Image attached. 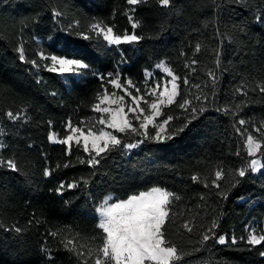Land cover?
Returning <instances> with one entry per match:
<instances>
[{"label":"trees","instance_id":"trees-1","mask_svg":"<svg viewBox=\"0 0 264 264\" xmlns=\"http://www.w3.org/2000/svg\"><path fill=\"white\" fill-rule=\"evenodd\" d=\"M261 16L264 0H171L167 8L158 0H0V264H94L89 249L94 253L102 236L96 206L108 195L116 202L152 187L174 193L165 225L181 256L174 264H264V244L246 242L249 229L264 234V167L235 175L254 159L243 147L247 136L264 141ZM93 24L141 39L108 45ZM20 47L28 62L20 61ZM41 53L88 67L77 78L60 76L46 70ZM162 62L178 77L179 89L158 121L171 117L166 127L174 132L191 120L173 139L119 133L121 145L96 157L95 166L81 145L69 151L48 140L51 133L64 139L69 124L94 129L93 106L112 91V79L142 90L146 72ZM185 99L187 111L180 107ZM193 107L204 109L195 119ZM8 112L20 118L10 120ZM126 144L140 145L130 151ZM255 158L264 162L260 153ZM7 160L18 171L8 169ZM218 169L224 175L217 189ZM225 192L227 199L218 194ZM205 234L212 237L207 242ZM68 239L84 257L66 250Z\"/></svg>","mask_w":264,"mask_h":264},{"label":"snow or ice","instance_id":"snow-or-ice-1","mask_svg":"<svg viewBox=\"0 0 264 264\" xmlns=\"http://www.w3.org/2000/svg\"><path fill=\"white\" fill-rule=\"evenodd\" d=\"M142 2H146V0H127L129 5H136ZM158 3L162 7L167 8L170 6L171 0H158ZM59 15H61L60 12H54V16ZM129 20L132 22L133 29L138 27V24L132 21L131 16H129ZM258 21L264 22V16L259 17ZM91 30L95 31L97 35H102L103 40L108 45L131 44L141 39V37L135 34L126 33L123 36L117 35L113 31V27L105 28L98 24H93ZM84 39H89V37L85 35ZM17 51L19 52L20 61L28 62L26 61L23 47L18 48ZM196 51H199V45H197ZM40 56L41 59H50L51 61V64L46 68L48 72H55L62 76L79 74V70L88 67L86 63L78 59L57 57L55 55L45 57L42 53ZM218 58L219 52H217ZM192 63L195 64L196 61H192ZM31 64L33 67H40L35 60L31 61ZM157 67L162 68L165 73L171 76V81L165 82L163 91H159L160 85L157 84L150 91L146 92L144 96L140 95L139 89H137V94L133 95L127 89H123L118 78L112 79L110 82L113 87L123 89L124 95L120 96L115 92L109 95L106 92L103 96L98 97L99 102L93 106V111L100 113L96 122L103 125L104 128L98 131L93 128L85 130L84 128L73 127L69 124L68 131L70 134L64 139H59L55 133H51L48 136V140L52 143L68 145L69 151L71 150L73 141L77 145L82 144L84 152L89 153L90 156L87 163L95 166L99 163L96 157L121 145V140L114 133L137 132L132 118L139 122V127L143 129L145 139H155L158 142L173 139L174 136L183 132L188 127L191 120L174 132H169L166 127L171 117L163 120L162 123L156 124L157 117L162 114L161 106L173 104L179 89V85L177 84L178 77L162 63L158 64ZM209 75L213 82H215V74L209 73ZM188 83L189 81L185 79L184 84L187 85ZM168 84H171L170 88L167 86ZM128 86L132 87L131 81H128ZM259 87L264 92V85H260ZM147 95L153 96L154 99L151 101L146 100L145 96ZM125 97L130 98L131 104L126 103ZM141 103L148 104V109L142 108ZM189 103L185 99L180 104V107L187 111ZM197 111L203 112L204 109L202 107L199 110L195 107L191 108V119L196 118ZM7 116L13 121L20 118L12 112H8ZM245 123L244 120H239L240 125L243 126ZM150 125L156 128L154 137L148 133ZM104 129H111L112 131ZM136 146L135 144L124 145L128 149ZM243 147L246 148L249 157H255L257 153H260L264 157V141L258 140L252 135L247 136L246 144ZM92 153H95V156H92ZM4 163H6L7 168L11 171H18L14 161L7 160ZM262 167H264L262 160L251 159L248 168L239 169L235 175L243 178L246 176L247 171L257 172ZM49 174V171L46 170L45 175ZM223 175L222 169H218L215 172L212 187L220 188L218 181L223 179ZM192 179L196 181L198 178L194 176ZM236 183H239V181H236ZM64 187L62 184L57 191L60 192ZM67 187L72 188L75 185L69 184ZM233 187H235V184ZM218 194L223 199H227L226 192ZM173 198L174 193L160 187H152L150 190L141 191L139 194L130 195L127 199H120L116 202H111L113 200L111 196L105 197L95 208L98 217L97 227L102 231V236H100L101 242L96 247L95 252L93 253L89 249L88 254L90 258L94 257V264H174L175 261L180 260L181 256L178 254L177 247L167 239L165 231L166 221L170 217V205ZM183 227L187 231H191V228L187 224H184ZM215 227L216 222L213 221L212 228L209 231L211 232ZM15 230L17 232L22 231L19 228ZM211 238L210 235L205 234L202 237V241L207 242ZM216 240L220 245L226 243L224 236L216 237ZM246 242L250 246L264 244V234L257 235L255 230L249 229V236ZM232 243L235 244L236 240L233 239ZM64 246L66 250L75 253L78 257H84L85 255V253L77 251L74 239H68ZM260 255L264 257V252H261Z\"/></svg>","mask_w":264,"mask_h":264},{"label":"rangeland","instance_id":"rangeland-1","mask_svg":"<svg viewBox=\"0 0 264 264\" xmlns=\"http://www.w3.org/2000/svg\"><path fill=\"white\" fill-rule=\"evenodd\" d=\"M44 60V64H45V68H47V66H49L50 64H51V61H50V59H43ZM161 64V63H160ZM162 64L165 66V67H167V65L164 63V62H162ZM168 68V67H167ZM169 69V68H168ZM83 69H81V70H79V74H72V75H64L65 77L66 76H73V77H79L80 75H81V71H82ZM52 73H54V74H57V75H59L58 73H55V72H52ZM60 76H62V75H60ZM166 81H171V76H169L167 73H165L164 71H163V69L162 68H158L157 66L154 68V70L152 71V72H146V83H145V85L143 86V88H142V90H140V95H142V96H144L145 95V93L146 92H148V91H150L152 88H154L157 84H159L160 85V88H159V91H163V89H164V86H165V82ZM178 81V80H177ZM110 86H111V88H112V91L111 92H109V93H107V94H109V95H111V93H113V92H115V93H117V95H120V96H123L124 95V90L123 89H127V91L128 92H130V93H132L133 95H136L137 94V90L136 89H134V88H132V87H129L128 86V83L126 84V85H122L123 86V89H116V88H114L113 87V85L111 84V82H110ZM169 88L171 87V84H168L167 85ZM104 95V94H103ZM102 95V96H103ZM178 96V95H177ZM177 96H176V98H177ZM175 98V99H176ZM145 99L146 100H148V101H151V100H153L154 99V97L153 96H151V95H147V96H145ZM125 101H126V103H128V104H131V100H130V98H128V97H125ZM168 106V104H165V105H162L161 106V110H162V108L163 107H167ZM113 107H115V106H113ZM141 107L142 108H144L145 110H147L148 109V104H145V103H141ZM97 113V115H98V117L100 116V113H98V112H96ZM160 117V116H159ZM159 117H157V120H156V124H159V123H162V122H160V121H158V119H159ZM131 118V117H130ZM133 119V125H134V127L137 129V132H131V131H129V132H126V133H128V135L129 136H132V137H138L139 139H141V140H145V138H144V136H143V129H141L140 127H139V122L138 121H136L134 118H132ZM102 128H104V126L103 125H100V124H98L96 121L94 122V129L95 130H100V129H102ZM67 129H68V127H67ZM104 130H106V131H112L111 129H104ZM68 133H69V131H68ZM137 133H140V134H137ZM148 133H149V135H151V136H155V134H156V128L155 127H153V126H149V128H148ZM70 134V133H69ZM115 135H117V134H119V133H114ZM121 134V133H120ZM247 139V138H246ZM147 140H151V141H153V142H158V141H156L155 139H147ZM52 143V142H51ZM72 144H76L75 143V141H73L72 142ZM71 144V145H72ZM135 145H137L136 147H134V148H131V149H128V148H125L126 150H134V149H136L139 145L138 144H135ZM68 146V145H67ZM81 146H82V144H81ZM1 141H0V149H1ZM69 147V146H68ZM92 154H94L95 155V153H92ZM258 154V153H257ZM257 156V155H256ZM255 156V157H256ZM255 157H253L254 159H258V160H261L260 158H255ZM261 170V169H260ZM247 172H250V173H252V174H257V173H259L260 171H257V172H251L250 170L249 171H247ZM108 196H111V195H108ZM107 197V196H106ZM111 197H113V196H111ZM111 202H114V198H113V200L111 201ZM96 217H97V214H96ZM97 219H98V217H97Z\"/></svg>","mask_w":264,"mask_h":264}]
</instances>
